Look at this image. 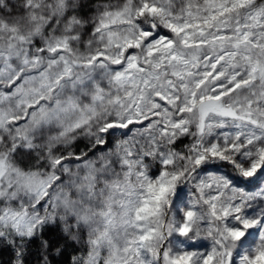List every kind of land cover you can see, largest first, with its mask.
Listing matches in <instances>:
<instances>
[{
    "label": "snow or ice",
    "instance_id": "obj_1",
    "mask_svg": "<svg viewBox=\"0 0 264 264\" xmlns=\"http://www.w3.org/2000/svg\"><path fill=\"white\" fill-rule=\"evenodd\" d=\"M0 264H264V0H0Z\"/></svg>",
    "mask_w": 264,
    "mask_h": 264
}]
</instances>
